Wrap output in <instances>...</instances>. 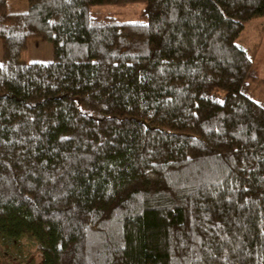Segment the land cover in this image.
<instances>
[{"label":"trees","instance_id":"1","mask_svg":"<svg viewBox=\"0 0 264 264\" xmlns=\"http://www.w3.org/2000/svg\"><path fill=\"white\" fill-rule=\"evenodd\" d=\"M25 1L0 0L3 52L38 36L51 59L0 62V236L26 264H264V102L236 41L264 0Z\"/></svg>","mask_w":264,"mask_h":264},{"label":"rangeland","instance_id":"2","mask_svg":"<svg viewBox=\"0 0 264 264\" xmlns=\"http://www.w3.org/2000/svg\"><path fill=\"white\" fill-rule=\"evenodd\" d=\"M7 6L10 9L21 10L26 6L25 0H6ZM141 2H133L124 5L103 4L98 7L101 10L114 11L126 18H133ZM19 44L15 46L13 55L6 56L1 50L0 45V62L1 59L10 57V59H18L26 62L42 61L46 62L51 59L50 42L38 37H18ZM236 41L244 47H255L253 61L257 66V79L252 80L251 86L254 96L264 102V12L259 17L245 23ZM1 42V41H0ZM18 42V41H17ZM1 44V43H0ZM26 250L21 242L10 241L7 238L0 236V264H26ZM34 255V262L38 260V255Z\"/></svg>","mask_w":264,"mask_h":264},{"label":"crops","instance_id":"3","mask_svg":"<svg viewBox=\"0 0 264 264\" xmlns=\"http://www.w3.org/2000/svg\"><path fill=\"white\" fill-rule=\"evenodd\" d=\"M0 41H1V40H0ZM19 42H20V41H19ZM0 43H1L0 45L2 46L3 42L1 41ZM1 50H2V51L4 50V49H3V46H2V49H1ZM2 60H3V59H1V61H2Z\"/></svg>","mask_w":264,"mask_h":264}]
</instances>
